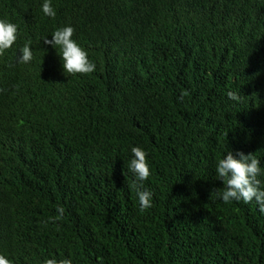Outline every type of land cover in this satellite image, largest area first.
Returning <instances> with one entry per match:
<instances>
[{"label": "trees", "instance_id": "obj_1", "mask_svg": "<svg viewBox=\"0 0 264 264\" xmlns=\"http://www.w3.org/2000/svg\"><path fill=\"white\" fill-rule=\"evenodd\" d=\"M44 2L0 0V19L18 28L0 56V82L12 85L0 116L25 97L42 104L32 129L0 137V255L264 264L255 200L225 203L213 191L223 190L216 167L228 151L254 154L264 172V0H51L54 18ZM64 26L93 72H65L60 47L44 44ZM29 40L33 59L20 63ZM134 146L151 173L143 212ZM57 206L72 211L52 222Z\"/></svg>", "mask_w": 264, "mask_h": 264}, {"label": "clouds", "instance_id": "obj_2", "mask_svg": "<svg viewBox=\"0 0 264 264\" xmlns=\"http://www.w3.org/2000/svg\"><path fill=\"white\" fill-rule=\"evenodd\" d=\"M42 10L46 16L55 17L56 12L51 6V0H45ZM66 18H62L64 22ZM52 29L46 37L43 38L44 44L57 46L61 49V57L63 60V68L69 74H86L95 70V64L88 59V53L72 39L75 29L72 26H64L57 30ZM17 25L12 22H6L0 19V56L4 54L6 49L12 47L17 39ZM54 31V33H53ZM52 34V39L47 36ZM32 41L29 40L21 49L20 63H28L33 59V52L30 48ZM12 88L11 84H3L0 82V93L2 90ZM228 97L233 100H239V95L234 92H228ZM26 98V106L23 108L14 107L7 110L0 116V137L1 134L7 139V133L16 128L28 130L33 128L34 115H39L41 111V102L33 95ZM141 101L133 105H139ZM186 138V136H184ZM131 152L133 159L130 161L129 169L136 177L133 181L132 188L135 190L139 200L140 211L143 212L152 206L153 193L144 187L143 182L150 176V168L147 162V153L140 147H132ZM216 173L219 180L223 182V190H213L217 197L223 202L243 200L244 203H250L255 200L259 211L264 214V188L261 187L259 176L264 175L260 166V160L252 153L245 155L243 152H237L235 155L231 151L219 160ZM59 214L57 217H50L52 222L62 219L64 211L71 212L70 208L57 206ZM44 264H72L70 258L62 259H45ZM40 263V264H43ZM0 264H13V261L7 259L4 255H0Z\"/></svg>", "mask_w": 264, "mask_h": 264}]
</instances>
